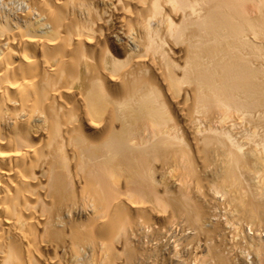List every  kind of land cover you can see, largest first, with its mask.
<instances>
[{
	"label": "bare ground",
	"instance_id": "obj_1",
	"mask_svg": "<svg viewBox=\"0 0 264 264\" xmlns=\"http://www.w3.org/2000/svg\"><path fill=\"white\" fill-rule=\"evenodd\" d=\"M262 231L264 0H0V264H264Z\"/></svg>",
	"mask_w": 264,
	"mask_h": 264
},
{
	"label": "rangeland",
	"instance_id": "obj_2",
	"mask_svg": "<svg viewBox=\"0 0 264 264\" xmlns=\"http://www.w3.org/2000/svg\"><path fill=\"white\" fill-rule=\"evenodd\" d=\"M244 224H245V222H242V225H243L244 227H245V225H246V227L244 228V229H245V232H247V233H249V232L252 233L253 228H254L253 225L251 226V223L249 224V222L246 223L245 225H244ZM247 224H248V225H247ZM238 225H239V223H238ZM238 225H237V226H238ZM250 229H251V230H250ZM261 234L264 235V231H262ZM242 242H243V243H242ZM239 244H241V245H239V246H242L241 248L245 247V246H244V245H245V244H244V241L241 240V242H240ZM238 249H239V248H238Z\"/></svg>",
	"mask_w": 264,
	"mask_h": 264
}]
</instances>
